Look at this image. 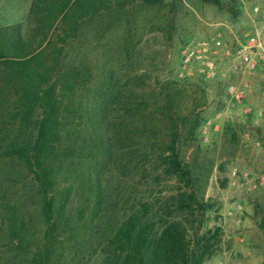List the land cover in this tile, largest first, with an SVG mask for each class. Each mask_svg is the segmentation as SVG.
I'll return each mask as SVG.
<instances>
[{
  "label": "trees",
  "instance_id": "1",
  "mask_svg": "<svg viewBox=\"0 0 264 264\" xmlns=\"http://www.w3.org/2000/svg\"><path fill=\"white\" fill-rule=\"evenodd\" d=\"M136 2L161 0H32L27 32L0 27V234L11 259L54 264L91 237L111 250L112 264H201L212 257L210 239L200 232L206 204L198 195L199 177L181 158L183 141L195 137L200 122L196 106L182 114L179 90L160 85L154 92L159 127L147 137L157 150L155 170L183 184L172 206L188 217L191 231L162 215L169 204L137 196L119 215L110 198L107 164L115 151L105 136L108 114L117 111L137 125L147 99L126 82L108 86L96 116L83 122L95 76L83 58L69 60L67 50L88 23ZM121 120L116 125L126 131L131 122ZM258 225L264 231V207Z\"/></svg>",
  "mask_w": 264,
  "mask_h": 264
},
{
  "label": "rangeland",
  "instance_id": "2",
  "mask_svg": "<svg viewBox=\"0 0 264 264\" xmlns=\"http://www.w3.org/2000/svg\"><path fill=\"white\" fill-rule=\"evenodd\" d=\"M219 1L220 6L200 0H161L153 6L136 2L88 23L67 54L69 60L83 58L95 76L83 122L96 116L99 104L109 97L108 86L126 82L149 104L142 116L137 115V125L117 111L108 114L111 129L105 136H110L115 151L107 164L108 183L119 215L131 207L134 198L144 197L169 204L170 210L165 209L162 215H171L191 231L188 217L172 206L171 197L182 190L183 184L161 169L155 170L157 150L147 140L159 127L154 111L160 101L154 92L169 83L180 92V112L187 114L196 106L200 118L195 137L181 145V158L199 177L198 195L206 204L200 232L210 239L212 257L201 264H264V231L258 225L264 207V182H259L264 177V70L245 69L235 55L254 31L259 21L255 8L263 7L264 0ZM31 2L0 0V27L19 25L27 32ZM218 33L230 54L218 50L217 77H181L186 46L211 40ZM1 76L0 70V80ZM228 84L244 89L241 102L229 98L225 90ZM122 118L131 122L126 131L116 125ZM92 120L87 124L91 126ZM115 128L121 133L113 132ZM233 169L237 170L235 176L231 174ZM243 172L248 174L246 179ZM1 236L0 264H26L24 259L10 258ZM114 261L104 242L91 237L64 250L54 264Z\"/></svg>",
  "mask_w": 264,
  "mask_h": 264
},
{
  "label": "built area",
  "instance_id": "3",
  "mask_svg": "<svg viewBox=\"0 0 264 264\" xmlns=\"http://www.w3.org/2000/svg\"><path fill=\"white\" fill-rule=\"evenodd\" d=\"M258 17V23L254 27V31L247 35L244 43L240 44L235 51L236 57L240 60L245 69L255 71L258 68L264 70V6L255 8ZM218 50H223L229 55L230 51L223 43L221 34H216L211 40H202L197 43L188 44L183 52L180 68L181 77H190L194 74L204 79H215L218 75L217 54ZM229 98L235 102H241L245 98L244 89L228 84L225 88ZM260 113L258 117H260ZM258 122V118L255 120ZM232 176L237 174V170L233 169ZM243 179L248 174L243 172ZM260 184H263L264 177L259 178Z\"/></svg>",
  "mask_w": 264,
  "mask_h": 264
}]
</instances>
